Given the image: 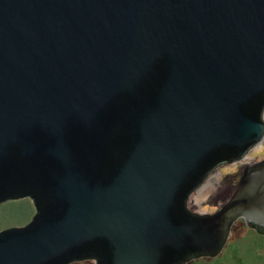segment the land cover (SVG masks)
I'll return each instance as SVG.
<instances>
[{"label":"water","instance_id":"1","mask_svg":"<svg viewBox=\"0 0 264 264\" xmlns=\"http://www.w3.org/2000/svg\"><path fill=\"white\" fill-rule=\"evenodd\" d=\"M264 139V0H0V264H185L243 218L264 160L212 213L190 196Z\"/></svg>","mask_w":264,"mask_h":264},{"label":"rangeland","instance_id":"2","mask_svg":"<svg viewBox=\"0 0 264 264\" xmlns=\"http://www.w3.org/2000/svg\"><path fill=\"white\" fill-rule=\"evenodd\" d=\"M264 160V139L250 149L245 158L216 167L190 196V209L212 213L224 204L239 184L248 165ZM36 212L32 199L25 196L0 203V230L28 224ZM71 264H94L92 260ZM185 264H264V234L244 220L234 222L229 242L215 257H200Z\"/></svg>","mask_w":264,"mask_h":264},{"label":"flooded vegetation","instance_id":"3","mask_svg":"<svg viewBox=\"0 0 264 264\" xmlns=\"http://www.w3.org/2000/svg\"><path fill=\"white\" fill-rule=\"evenodd\" d=\"M262 162V161H261ZM258 163H260V162H258ZM255 164H257V163H254L253 165H255ZM253 165H250V166H253ZM246 167H248V166H246ZM246 169V168H245ZM244 173V172H243ZM237 220H244L245 221V219H243V218H240V219H237Z\"/></svg>","mask_w":264,"mask_h":264}]
</instances>
